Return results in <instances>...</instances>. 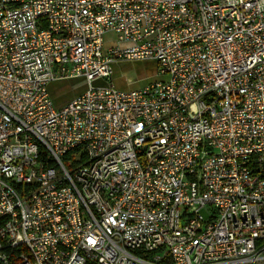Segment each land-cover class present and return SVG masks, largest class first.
I'll return each instance as SVG.
<instances>
[{"label": "built area", "instance_id": "obj_1", "mask_svg": "<svg viewBox=\"0 0 264 264\" xmlns=\"http://www.w3.org/2000/svg\"><path fill=\"white\" fill-rule=\"evenodd\" d=\"M0 264H264V0H0Z\"/></svg>", "mask_w": 264, "mask_h": 264}, {"label": "rangeland", "instance_id": "obj_2", "mask_svg": "<svg viewBox=\"0 0 264 264\" xmlns=\"http://www.w3.org/2000/svg\"><path fill=\"white\" fill-rule=\"evenodd\" d=\"M112 81L120 89L138 88L157 80L164 79L153 59H123L112 65ZM77 79H64L50 84L51 96L56 105H60L79 94L82 88L76 86Z\"/></svg>", "mask_w": 264, "mask_h": 264}, {"label": "crops", "instance_id": "obj_3", "mask_svg": "<svg viewBox=\"0 0 264 264\" xmlns=\"http://www.w3.org/2000/svg\"><path fill=\"white\" fill-rule=\"evenodd\" d=\"M50 92H51V90H50Z\"/></svg>", "mask_w": 264, "mask_h": 264}]
</instances>
